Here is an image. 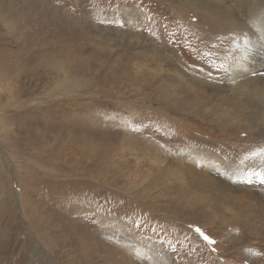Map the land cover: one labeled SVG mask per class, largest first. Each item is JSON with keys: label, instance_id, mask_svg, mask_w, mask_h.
Returning <instances> with one entry per match:
<instances>
[{"label": "rangeland", "instance_id": "1", "mask_svg": "<svg viewBox=\"0 0 264 264\" xmlns=\"http://www.w3.org/2000/svg\"><path fill=\"white\" fill-rule=\"evenodd\" d=\"M211 4L0 0V264H249L218 226L235 208L197 186L264 166L256 109L197 95ZM235 124L253 134L215 130Z\"/></svg>", "mask_w": 264, "mask_h": 264}, {"label": "bare ground", "instance_id": "2", "mask_svg": "<svg viewBox=\"0 0 264 264\" xmlns=\"http://www.w3.org/2000/svg\"><path fill=\"white\" fill-rule=\"evenodd\" d=\"M215 2L210 8L223 18L224 24L218 26L215 22L209 23L208 48L211 51L209 54L218 55V59L211 62L214 78H197V95L202 96L209 89L222 101L256 109L257 128L264 135V20L259 25H253L255 13L264 6V0ZM206 6L209 7L208 4ZM236 31L250 33V41L243 39V35L236 36ZM224 42L228 44L220 47ZM235 125L238 128L215 125V130L220 133L230 131L233 136L246 138L253 134L249 125ZM207 169L199 170L200 173L197 171V186L202 192H211L209 199L216 207L227 204L236 210L230 221L225 222L221 218L217 221L221 223L218 224L220 228L227 227L233 231L226 244L230 246L238 241L235 253L240 258L244 257L249 264H264V166L253 173L258 182L256 187L235 184L231 179L232 174L224 172V166L216 165V171L211 167ZM199 203L203 204L202 207L206 206L203 199H199ZM252 251L257 254L253 255Z\"/></svg>", "mask_w": 264, "mask_h": 264}, {"label": "snow or ice", "instance_id": "3", "mask_svg": "<svg viewBox=\"0 0 264 264\" xmlns=\"http://www.w3.org/2000/svg\"><path fill=\"white\" fill-rule=\"evenodd\" d=\"M262 182H264V181H262ZM249 183H251V181H249ZM196 232L199 233L203 237V239L205 241H207L208 243H210V244H215L216 243V241L214 239H212L211 236L206 235L200 228H197ZM213 251H215V249H213Z\"/></svg>", "mask_w": 264, "mask_h": 264}]
</instances>
